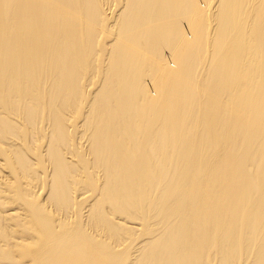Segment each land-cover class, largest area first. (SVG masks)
<instances>
[{
	"label": "bare ground",
	"instance_id": "bare-ground-1",
	"mask_svg": "<svg viewBox=\"0 0 264 264\" xmlns=\"http://www.w3.org/2000/svg\"><path fill=\"white\" fill-rule=\"evenodd\" d=\"M0 264H264V0H0Z\"/></svg>",
	"mask_w": 264,
	"mask_h": 264
}]
</instances>
